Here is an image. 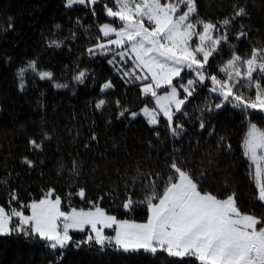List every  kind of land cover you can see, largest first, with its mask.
Segmentation results:
<instances>
[{
  "label": "trees",
  "instance_id": "1",
  "mask_svg": "<svg viewBox=\"0 0 264 264\" xmlns=\"http://www.w3.org/2000/svg\"><path fill=\"white\" fill-rule=\"evenodd\" d=\"M65 3L0 0V205L7 211L28 212L21 206L54 189L62 198L64 211L98 204L118 220L145 222L147 205L140 202L153 191L162 194L171 174L168 165L175 159L202 191L220 199L235 193L242 213L264 219L254 169L241 147L250 122L264 129V112L236 108L235 102L216 109L220 98L210 91L213 85L208 79L195 86L183 111L175 114L174 121L183 125V131L176 130L178 136L172 135L161 114L160 122L150 126L141 114L146 105L154 106L150 95L141 94V86L148 82L123 75L124 71L139 75L133 61L116 56V63L110 64L113 52L90 56L87 51L104 42L100 26L111 23L105 4L113 6V0L93 6L66 7ZM196 5V18L213 23L231 18L239 7L247 13L228 26V42L210 58L208 74L224 76L219 69L230 59L233 48L246 57L252 47H264V0H196ZM242 31L247 35L237 39ZM53 40L60 46L53 45ZM30 61L36 62L38 71L51 72L53 79L41 80L27 71L21 89L17 72ZM81 71L86 73L83 83L74 79ZM182 77L185 81L192 76L184 73ZM108 81L113 87L101 92ZM54 83L67 87L55 88ZM184 95L181 91L180 97ZM100 100L105 104L98 110ZM133 112L138 114L135 118ZM32 140L41 147L33 148ZM26 158L32 166L24 162ZM80 189L85 191L83 199L76 194ZM13 193L16 200L11 199ZM129 197L136 203L126 210L123 204ZM71 236L73 241H81L88 233ZM0 264L197 262L162 251L124 252L114 246L101 250L95 244L52 250L38 237L14 233L0 236Z\"/></svg>",
  "mask_w": 264,
  "mask_h": 264
},
{
  "label": "snow or ice",
  "instance_id": "2",
  "mask_svg": "<svg viewBox=\"0 0 264 264\" xmlns=\"http://www.w3.org/2000/svg\"><path fill=\"white\" fill-rule=\"evenodd\" d=\"M100 2L67 0L66 7L77 4L93 6ZM105 13L107 17L118 20L120 25H101L104 42L97 43L87 51L90 56L113 52L114 58L109 60L110 64L116 63V56L121 60L131 59L140 74L124 71L123 75L132 74L138 81H149L150 78V82L141 87V94L146 97L150 95L155 101V108L146 105L141 110L150 126L160 122L162 113L172 135L178 136L180 133L176 130L183 131V125L174 121L175 114L183 111L188 97L195 92V86L208 79L213 85L210 91L220 98V103L215 104L216 109L235 102L233 106L236 108L264 112V47H252L246 57L240 56L233 48L230 59L219 69L223 77L206 72L210 58L221 50L222 44L228 42L226 30L232 20L247 15L244 7H239L231 18L226 17L217 23L196 18V0H113V6L105 4ZM9 27L12 25L9 24ZM246 35L242 31L236 38ZM112 36L115 38L112 39ZM194 37L198 42L194 41ZM52 44L60 46L55 40ZM184 69L195 72V78L177 86L174 80L181 78ZM27 71L36 73L41 80L53 79L51 72L38 71L36 62L30 61L17 72L21 89ZM85 75L81 71L74 79L83 83ZM53 86L67 87L55 83ZM112 87L110 81L105 82L101 92ZM159 89H165V93L158 94ZM179 89H183V98H180ZM246 91L254 95H246ZM104 104L105 101L100 100L96 108L99 110ZM125 112L127 109L120 115L123 116ZM131 115L135 118L138 114L133 112ZM200 128H205L203 122ZM30 144L33 148L41 147L35 140ZM241 147L254 169L252 175L257 199L264 203V129L250 123ZM24 162L32 166L27 158ZM168 167L171 174L162 194L153 191L145 201L140 202L146 203L148 210L144 223L118 220L98 204L88 210L71 208L64 211L62 198L55 195L54 189H49L39 200L21 206L29 209L30 215L16 208L9 212L0 206V236L15 233L38 237L52 250H63L70 244L78 248L95 244L101 250L114 246L124 252L143 249L155 254L162 251L170 257L192 258L197 264H264V219L242 213L235 193L220 199L211 192L202 191L197 180L189 171L182 169L175 159ZM152 187L155 188L154 183ZM76 194L85 198L84 189ZM11 199H17L14 193ZM135 203L129 197L123 207L131 210ZM86 226L91 229V234L84 240L73 241L70 230L84 232ZM113 226L115 235H106L104 230Z\"/></svg>",
  "mask_w": 264,
  "mask_h": 264
},
{
  "label": "rangeland",
  "instance_id": "3",
  "mask_svg": "<svg viewBox=\"0 0 264 264\" xmlns=\"http://www.w3.org/2000/svg\"><path fill=\"white\" fill-rule=\"evenodd\" d=\"M66 3H67V0H66ZM65 3V4H66ZM77 5H79V4H77ZM73 6H75V5H73ZM72 7V6H71ZM181 10H183V6H182V9ZM108 19L111 21V23L113 24V26H115V27H119V25H120V22L118 21V20H113L112 18H110V17H108ZM112 39H114L115 38V36H112L111 37ZM194 39V41H196V42H198V40H197V38L196 37H194L193 38ZM201 59H202V57H201ZM133 61V60H132ZM134 63V62H133ZM134 71H136L138 74H140V70L139 69H137L136 67H135V65H134ZM187 74V75H191L192 77H190V78H188V79H186L185 81H182L183 80V77H182V75L183 74ZM195 78V72H190L188 69H184L183 71H182V74H181V78H176L175 80H174V83L178 86L181 82H183L184 84H187V81L189 80V79H194ZM146 82H150V78H149V81H146ZM142 87V86H141ZM158 91V94H160V95H163L164 93H165V91L164 90H161L160 91V89L159 90H157ZM179 91H180V93H181V91L183 92V89H179ZM152 98V97H151ZM180 98H183V97H180ZM152 101L154 102V106H153V108H155L156 106H155V101L153 100V98H152ZM173 110H174V106H173ZM158 111V110H157ZM252 111H257V110H252ZM141 114L144 116V114L141 112ZM161 115H162V113H161ZM163 116V115H162ZM145 117V116H144ZM251 123V122H250ZM249 123V124H250ZM249 124H248V126H249ZM253 167V166H252ZM1 206V205H0ZM18 210H23V209H18ZM63 210V209H62ZM84 210H88V209H84ZM69 211V210H68ZM9 212H11V210L9 211ZM26 215H30V210L28 209V212H24ZM146 222V221H145ZM137 223H144V222H137ZM114 227L115 226H113V228H109V229H105L104 230V232H105V234L106 235H108V236H114L115 235V231H114ZM75 232H80V231H73V230H70V235L72 234V233H75ZM84 232H87L88 233V235L89 234H91V229L89 228V227H87L86 226V230L84 231ZM121 250H123V249H121ZM140 250H143V249H140ZM131 252V251H130ZM178 258V257H177Z\"/></svg>",
  "mask_w": 264,
  "mask_h": 264
}]
</instances>
